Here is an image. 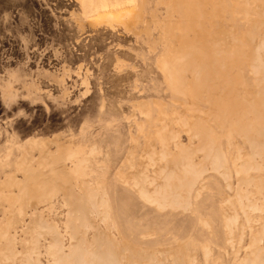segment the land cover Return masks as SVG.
I'll return each mask as SVG.
<instances>
[{
  "label": "rangeland",
  "instance_id": "rangeland-1",
  "mask_svg": "<svg viewBox=\"0 0 264 264\" xmlns=\"http://www.w3.org/2000/svg\"><path fill=\"white\" fill-rule=\"evenodd\" d=\"M171 2L0 0V264H30L25 256L37 255L35 249L43 264H52L47 246L54 239L69 250L67 205L76 210L81 199L76 180L103 187L111 199L120 231L93 213L102 228L142 251L157 250L132 249L140 262L246 264L260 230L258 247L264 248V0L205 2L192 11V30L182 34L166 29ZM105 11V20L94 18ZM178 19L173 12L171 20ZM176 71L169 82L167 72ZM209 93L222 107L229 104L228 129L211 111ZM176 115L202 120L193 130L200 141L193 136L192 158L184 144L190 135ZM163 122L174 135L159 128ZM175 132L184 150L179 157L174 142L170 148ZM66 153L73 159H61ZM131 168L140 170L135 179L150 184L191 183L189 210L163 211L145 202L129 179ZM46 181L53 182L51 193L63 189L67 205L60 190L53 209L45 210L37 194ZM241 198L259 207L249 223L240 203L251 201ZM236 212L246 223L240 240L239 229L228 231ZM57 223L64 242L53 229ZM84 232L92 239L93 230Z\"/></svg>",
  "mask_w": 264,
  "mask_h": 264
},
{
  "label": "crops",
  "instance_id": "crops-1",
  "mask_svg": "<svg viewBox=\"0 0 264 264\" xmlns=\"http://www.w3.org/2000/svg\"><path fill=\"white\" fill-rule=\"evenodd\" d=\"M212 1L214 2L216 0H172V2H171L172 4L170 5L169 10H168V15H167L168 18L166 19V23H167L166 29H167V31L170 33L172 31L178 29L181 32V34H182V32H184L186 30L189 32L190 30H192V11L193 10H196L197 7L200 8L199 10H202L201 8L202 7H205V5H204L205 2H210L211 3ZM173 12L177 13L178 14V17H179V19L176 22H173L171 20V17L173 15ZM181 13H183L184 16H185L184 17L185 22L183 21L185 23V26H183V27L181 25L182 24V22H181L182 21ZM167 50L168 49L166 48V52L160 58V61H159L160 62L159 63L160 64V67L162 66L161 65V61L164 62V60L166 59L165 56H166ZM173 73L174 72H167L168 77H169L168 78L169 79V82H170V78H171V76H172ZM184 74H185V72H184ZM184 74H183V78H184ZM237 75H239V74H237ZM173 91L174 92H177V93L185 94L182 91H176V90H173ZM214 96H216V95H213V94L211 95L210 94L209 95V98H210V100H212V103L215 106H217L218 108H215V106H213V109L211 111L213 112V114L216 113V115H215L216 117L215 118L219 119L218 122L221 125H224L228 129V126H229V122H228V120H229L228 119L229 118L228 112H229V107L230 106H229V104L228 105L225 104V107H222V104H220L217 100L215 101L213 99ZM262 102H263V100H262ZM195 104H196V106L193 108V110L198 111L199 110V107H198V105H197L196 102H195ZM145 106H146V103H142L140 105V108H141L142 112L145 115L150 116L149 114H147L145 112V110H144V107ZM175 118L178 121V123H180L181 126L183 128H185L186 131L190 135V143L189 144L184 143L182 141H180V142L184 143L185 145L190 146V148H189L190 150H188V152H189V156H191V158H192V138H193V136L194 137L195 136L198 137L197 134L193 132V130H194V128L196 126L201 125V123H202L201 121L202 120H199L198 118H196V120L192 123V122H189V120L185 119V117H184V120H181L179 117H177V115H176ZM220 118L225 121L223 124H222V120H220ZM205 124L207 125V123L204 122V125ZM164 125L167 126V131L165 133L166 135H168L169 132L173 131V129L170 128V123L169 122H163L162 126H160L159 128H162ZM175 133L177 135V140H172L171 137H169L171 139V141H170V148H172L171 147V143L174 142L175 143V149L174 148H172V149H174L177 154H173V156L177 155L179 157L180 155H183V151L184 150H182V149L180 150L176 146V144H177L176 142L179 140L178 138H179L180 135L177 132H175ZM155 135L159 139L160 136H161V133H159V132L157 133V130H156ZM199 141H200V138H199ZM159 151H161V148H160ZM193 151H194V155H195L199 151V149L196 148V147H194V150ZM149 166H151V165L146 166L145 169H144V171H143L146 174H147V168ZM155 169L156 168L154 167V171H155ZM139 171L140 170H138V169L132 170L129 179L133 181V185L136 188H138V192H139L141 198H143V200H145V202H147L148 204L153 205V206H156L158 209L165 211V210H168V209H174V210L180 209V208L185 209L184 208V204H185V201L186 200H190L191 203H192V184L191 185L190 184L189 185L188 184L187 185H183L182 184L181 186L174 187L172 185H164V184L161 185L162 183H159L157 181L153 182V184H150L148 181H142V180L132 179L134 177V175H136ZM121 176L123 178L125 175L124 174H121ZM124 180H126L125 182H128V179L126 177H125ZM136 183H137V185H136ZM73 184L76 185L75 186L76 189H82L83 187H86V188L88 187L90 190L92 189V191H94V192H91V193H92V195L95 196L94 199H96V201H95V204L96 205L95 204L92 205V208H91L92 209V212L91 213H97L98 216L101 218L102 222H104L105 225L108 228H110V229L113 228V229H116V230L120 231V224H119V222L117 220V217L114 215L113 203H112L111 199L109 198V196L107 195V192L105 191V189L103 187H100V186H99L100 188L98 186H94L90 181L87 182L88 186H82L81 185L82 184L81 181H73ZM36 185H37V183H36ZM36 187H39V186H36ZM52 188L53 187L50 185L49 181H46L45 182V186H44V192H39L37 194V195H42V197L39 198V201H40L39 203H44L45 205H47L45 207V210H49V209H47L48 206L51 207V209L49 211H51L53 209V207H54V205H53V199L55 198V196L58 194V192L60 190L63 191V189L60 186H58V187H55V191L51 193L48 190L49 189H52ZM157 188H158V190H160L159 193L158 192H155L157 190ZM172 190H177L176 191V195L172 192ZM161 192H163V193H161ZM101 195L104 196V199L107 202L106 205H104V204L101 203ZM165 196H166V198H164ZM64 200L66 201V199H65V192H64ZM66 205H67V203H66ZM190 209H192V207ZM185 210H189V209H185ZM68 211H69V207H68ZM68 211H67V213H68ZM92 217H93V220H94L93 221V224H89L88 227H87V229L85 230V232L87 230H93V237H92V239L88 238L85 234L81 235L80 234L81 232H79V235L80 236H83L87 240H95L96 239V236H105L106 239L107 238L114 237L116 239L117 243H118V246L121 247V248L123 247V249H125L127 253L130 251V249L131 250L133 249L135 251H139L141 253H147L150 250H155V249H147L145 251H142L140 248L136 247L134 244H132L129 241H127V239L124 236H121V239H119L116 235H113L108 230H106L105 228H102V226L100 225V223H97L95 221L94 214H92ZM67 220H68V217H67ZM66 227H67V230L69 232L72 231L71 226L67 222H66ZM98 249L99 250L100 249L101 250H104V249L106 250L105 244L104 243L103 244H99L98 245ZM161 249H165V248H161ZM155 251H157V250H155ZM173 261H174V258H173ZM52 264H58V263H56L52 259ZM145 264H147V262H145Z\"/></svg>",
  "mask_w": 264,
  "mask_h": 264
},
{
  "label": "bare ground",
  "instance_id": "bare-ground-1",
  "mask_svg": "<svg viewBox=\"0 0 264 264\" xmlns=\"http://www.w3.org/2000/svg\"><path fill=\"white\" fill-rule=\"evenodd\" d=\"M108 10V9H107ZM112 10V9H111ZM102 11V10H101ZM119 12V10H116ZM110 11H105V12H101L99 13L98 16L94 15L95 17L94 18H100V19H104L107 18L106 15H103L105 13H108ZM113 13L115 11H112ZM101 14V15H100ZM168 18V16H167ZM118 20V19H116ZM108 21V20H106ZM105 22V21H104ZM109 22V21H108ZM111 23V21L109 22V24ZM199 25V24H198ZM198 27V26H197ZM196 28V27H195ZM230 30V29H229ZM226 31V29L224 30V32ZM228 32V30L226 31ZM232 33V32H231ZM227 33H225L226 35ZM229 34V33H228ZM223 36H224V33H223ZM228 36V35H227ZM234 38V37H233ZM234 41V40H233ZM206 48V47H205ZM203 49V48H202ZM228 51V50H226ZM205 52V51H204ZM195 53V52H194ZM227 53V52H226ZM208 54V53H207ZM211 54V53H209ZM208 54V55H209ZM264 54H262L263 56ZM222 59V58H220ZM264 59V57H263ZM262 60V59H261ZM177 62V61H176ZM195 62V61H194ZM226 62V61H225ZM263 62V60H262ZM261 62V63H262ZM160 63V62H159ZM164 65V64H163ZM162 65V66H163ZM179 65V64H178ZM210 70V69H209ZM191 72V71H190ZM175 74H177V71L174 72ZM178 75V74H177ZM182 75V74H181ZM195 75V74H194ZM264 75V74H262ZM193 76V75H192ZM181 78V77H180ZM179 78V79H180ZM183 78V76H182ZM171 79V78H170ZM182 80V79H181ZM184 80V79H183ZM182 80V82H183ZM232 80V79H231ZM172 82V79L170 80ZM192 82V81H191ZM190 82V83H191ZM195 82V81H194ZM174 83V82H172ZM185 83V81H184ZM186 84V83H185ZM193 84V83H192ZM191 84V85H192ZM194 85V84H193ZM179 87V86H177ZM188 87V86H187ZM199 87V86H198ZM183 89V88H182ZM198 90V88H197ZM196 91V90H195ZM235 92V90H234ZM195 93V92H194ZM259 98V96H258ZM192 99V98H191ZM193 101V100H192ZM243 101V100H242ZM247 101V100H246ZM244 102V101H243ZM190 103V102H189ZM247 103V102H246ZM245 103V105H247ZM243 104V103H242ZM244 105V106H245ZM249 106V105H248ZM252 107V106H251ZM250 107V108H251ZM253 108V107H252ZM238 109V108H237ZM248 114V113H246ZM253 128V127H252ZM231 130V128H230ZM233 131V130H232ZM173 132V131H172ZM251 133V132H250ZM173 135H174V132H173ZM204 140H207L204 139ZM207 142V141H206ZM259 150L260 149V146L258 147ZM153 149V148H152ZM264 149V148H263ZM174 151V150H173ZM252 151V149H251ZM51 152V151H50ZM152 152V151H151ZM151 152H150V156H151ZM155 152V151H154ZM254 152V151H253ZM252 152V153H253ZM193 153V152H192ZM258 153H256V151L252 154V155H256ZM263 154V153H261ZM261 154H258V155H261ZM49 155V154H48ZM193 155V154H192ZM80 156V155H79ZM77 159L79 158L78 156H76ZM156 157V156H155ZM175 157V156H174ZM263 157H264V154H263ZM129 158V157H128ZM191 158V156H190ZM61 159H73L72 157V154L70 153H66V154H62L61 156ZM150 159V158H149ZM157 159V157H156ZM166 160V157L164 159V161ZM189 160V159H188ZM134 161V160H133ZM163 161V162H164ZM168 161V159H167ZM165 161V162H167ZM171 161V160H170ZM162 162V161H161ZM185 162V161H183ZM181 161V163H183ZM190 162V160H189ZM250 162V161H249ZM25 163V162H24ZM55 163V162H54ZM160 163V162H159ZM246 163H247V166L251 168L250 165H248V161L246 160ZM50 164V163H49ZM187 164V161L186 163ZM151 165V164H150ZM160 165V164H159ZM264 165V163H263ZM148 166V165H147ZM157 166V164H156ZM81 167V166H80ZM186 169L188 166H185ZM184 167V168H185ZM156 168V167H155ZM192 168V166H191ZM76 169V168H75ZM81 169V168H80ZM132 169V168H131ZM33 170V169H32ZM67 170V169H66ZM73 170V169H72ZM134 170V169H132ZM191 170V169H190ZM74 171V170H73ZM77 171V170H76ZM85 172V171H84ZM181 172V171H180ZM192 172V171H191ZM83 173V172H82ZM184 173V172H183ZM72 174V173H71ZM80 174V173H79ZM159 174V173H158ZM75 175V174H74ZM137 175V174H136ZM185 175V174H184ZM183 175V176H184ZM190 175V174H189ZM140 175H137V177H139ZM159 176V175H157ZM187 177V175H186ZM44 178V177H43ZM135 179V175L133 177ZM190 178V177H189ZM46 179V178H44ZM125 179V178H124ZM141 179V178H140ZM76 180V179H75ZM138 180V179H136ZM187 180H189L187 178ZM77 181V180H76ZM126 181V180H124ZM158 181V180H157ZM187 182V181H186ZM185 182V183H186ZM191 182V181H190ZM262 181L260 180V183ZM51 184L53 182H50ZM188 183V182H187ZM259 183V184H260ZM26 184V183H25ZM56 184V183H55ZM72 184V183H71ZM164 184V183H163ZM162 184V185H163ZM82 186H86V182H82L81 184ZM137 185V183H136ZM165 185V184H164ZM184 185V184H183ZM189 185V184H188ZM191 185V183H190ZM76 186V185H74ZM39 187H43L42 185H40ZM260 187V186H259ZM81 188V187H80ZM73 190V188H71ZM76 189V188H75ZM50 190V189H49ZM94 190V189H93ZM162 190V189H161ZM76 191L80 194V197L81 199L76 202V204L73 206L76 210H73V209H70L69 207V211L67 213V217H68V220L66 221L69 225H71L75 231L73 233L70 232V235H71V238H72V241L69 245V250H67L66 248V245H62V246H58L57 245V242L54 240H51V245L48 244L47 246V251L48 253L51 254V256L53 257L52 259L58 263V264H142V263H145L146 261H138L134 258V256L132 255V250L130 249V251L127 253L125 249H123V247H119L118 246V243L116 241V239L114 237H111V238H105V236H96V239L95 240H87L86 238H84L83 236H80L79 235V232H82V231H85L88 227L89 224H93V217H92V205L95 204V201L96 199L94 195H92L91 192H94L92 191V189L90 190L88 187H83L82 189H76ZM160 191V190H159ZM158 191V188H157V192ZM165 191V190H164ZM263 192V191H261ZM163 193V192H161ZM105 194V193H104ZM158 194V193H157ZM156 194V195H157ZM168 194V193H167ZM202 194V193H201ZM169 195V194H168ZM167 196V195H166ZM166 196L164 198H166ZM185 196V195H184ZM19 197V196H18ZM17 197V198H18ZM159 197V196H158ZM168 199V198H167ZM242 201L245 200V199H249L251 201L250 204H243V203H240L241 204V208L243 209L242 211H246L248 212V215L250 216L249 219H246L247 223H249L251 221V213L250 211L254 210V209H257L259 208L258 205L251 199V198H241ZM20 201V199H19ZM32 201V200H30ZM72 201V200H71ZM169 201V200H168ZM66 202V201H65ZM161 202V201H160ZM102 204L106 205L107 202L106 201H101ZM165 204V203H164ZM96 205V204H95ZM226 205V203H225ZM263 205V204H262ZM239 206V204H238ZM261 206V205H260ZM23 208V207H22ZM263 208V207H261ZM240 209V208H239ZM225 211V208L223 209ZM44 212V211H43ZM238 213L236 212V215L232 218V225L229 224V227H228V231H230V227L231 229L233 230H236V229H239V233L237 234V237L236 238H239V240L245 235V231H246V223H241L240 222V218L238 217ZM248 217V216H247ZM264 219V218H263ZM93 226V225H92ZM249 227V226H248ZM53 228V227H52ZM55 229V232L58 234L59 238L63 240L64 236H63V233L61 232L60 230V227L57 224H55V227L53 228ZM263 231L260 230V232L256 233L253 235V238L251 239L250 243H249V247L247 248V251H248V255L245 256L244 260H245V263L246 264H264V248H259L258 247V242H257V235L258 236H261L263 234H261ZM232 235V234H230ZM236 235V234H235ZM14 236V235H13ZM10 238V237H9ZM7 238V239H9ZM13 238V237H11ZM12 240V239H11ZM10 240V241H11ZM13 242V241H12ZM64 242V240H63ZM105 244L106 246V250H99L98 249V245L99 244ZM181 243V242H180ZM182 244V243H181ZM13 245V244H12ZM182 246V245H181ZM12 247V246H11ZM10 248V247H9ZM37 248V247H36ZM187 249V247H185ZM34 249V247L32 248ZM203 249V248H202ZM37 250V249H35ZM34 250V253H36L37 255H34L32 256V258H28V256H30L28 253V255L26 254L25 256V259L27 258V263L28 261H30V264H43L40 260V251H35ZM10 251V250H9ZM15 251V250H14ZM135 251V250H133ZM32 253V251H30ZM10 253L12 254V249L10 251ZM14 254V253H13ZM9 256H11L9 254ZM8 257V256H7ZM12 257V256H11ZM15 257V256H14ZM157 257V256H156ZM9 258V257H8ZM184 258H185V255H184ZM10 259V258H9ZM13 259V258H12ZM33 259V260H32ZM166 258L164 259H159V258H154L153 260H151L150 263H147V264H166L165 262ZM185 260V259H184ZM187 262V261H186ZM175 263L176 264H180V262L177 260H175Z\"/></svg>",
  "mask_w": 264,
  "mask_h": 264
}]
</instances>
